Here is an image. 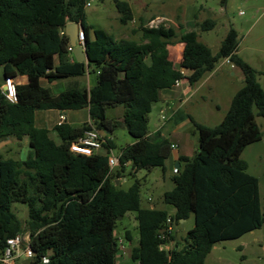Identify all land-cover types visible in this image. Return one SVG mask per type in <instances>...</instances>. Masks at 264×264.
Segmentation results:
<instances>
[{
	"label": "trees",
	"instance_id": "trees-1",
	"mask_svg": "<svg viewBox=\"0 0 264 264\" xmlns=\"http://www.w3.org/2000/svg\"><path fill=\"white\" fill-rule=\"evenodd\" d=\"M87 3L0 0V77L28 78L27 83L17 84L15 102L6 99L0 83V142L27 137L31 147L25 159L0 151V256L8 238L28 233L35 253L27 259L30 264H118L119 217L135 212L139 237L130 252L135 264H204L217 242L238 238L264 223L259 179L247 171L241 157L248 145L263 137L256 115L264 117V89L256 70L239 55L240 35L233 27L215 54L196 31L178 36L173 27L163 24L151 27L142 22L136 30L139 39H118L87 24ZM115 3L122 24L134 19L127 1ZM69 22L82 23L87 54L98 68L97 83L89 89L56 93L43 85V78L53 82L87 71L86 62H78L68 49ZM214 26L213 20H206L202 29ZM176 42L184 43L178 64L168 49ZM221 59L242 69L245 84L218 124L193 120L198 152L181 159V168L172 176L175 186L163 194V202L174 212L143 205L138 179L127 189L117 180L127 164L134 172L165 169L172 142L161 130L149 133L152 105L163 89L183 79L195 84ZM117 105L124 107L120 120L107 115L108 107ZM82 108H88L90 120L79 127L56 125L59 142L49 129L35 125L38 110ZM122 124L134 142L120 150L115 167L109 165L115 143L105 133L107 143L93 155L70 150L71 142L85 130L110 133ZM14 203L28 206L25 223L13 210ZM192 215L195 225L181 239L176 232L162 237L168 217L179 225ZM124 236L134 239L130 230ZM166 244H171L170 249L162 248ZM44 257L48 263H43Z\"/></svg>",
	"mask_w": 264,
	"mask_h": 264
},
{
	"label": "rangeland",
	"instance_id": "rangeland-1",
	"mask_svg": "<svg viewBox=\"0 0 264 264\" xmlns=\"http://www.w3.org/2000/svg\"><path fill=\"white\" fill-rule=\"evenodd\" d=\"M88 1L90 5L86 7L87 24L105 29L118 39H120V33L126 31L131 34L130 30L138 28L143 21L149 25L151 18L154 17L157 25L173 27L178 36L187 31H196L198 39L210 47L215 54L229 29L233 27L240 35L239 55L256 70L257 80L264 89V0H124L130 4L134 14V19L127 24L121 23L120 12L115 0ZM206 20H213L215 26L203 30L202 24ZM139 35L141 33L137 32L132 37L137 39ZM244 84L245 75L242 69L221 59L213 71L208 72L191 86L189 101L180 108L179 113L186 114L187 117L192 115L196 122L214 126L221 121L222 110L229 105L230 96ZM61 86H65V83ZM160 107V102H156L152 107L149 114V131L154 133L162 123H166L161 132L170 141H177L184 146L189 145L188 148L198 145V133L195 127L191 125L189 131L173 132L171 123L167 122L168 119H161ZM254 110L257 112L256 107ZM123 113V105L110 106L107 109L109 118L120 120ZM256 121L263 137L246 148L242 159L248 164L247 171L259 179L264 206V117L256 115ZM103 133L113 139L115 148L112 152L116 156L125 145L133 140L124 124L119 125L110 133L105 130ZM52 137L60 141L54 133ZM10 153L4 151L5 155ZM16 155L18 156V153ZM172 167L171 163L167 164L165 169L163 167H155L152 170L141 168L134 172L132 166L127 164L123 176L117 180V183L120 187L127 189L138 179L141 183L142 203L146 206L149 203L147 202L149 197L158 199L165 190L170 189ZM117 168H120V165ZM164 206L171 208L167 204ZM13 210L25 223L28 217V206L24 203H14ZM135 215V212H129L118 221L116 234L119 240L123 241L124 247L122 249L118 241V264H135L130 256L131 249L138 244L139 237ZM192 225L193 219L191 218L185 225L180 226L178 236H183ZM126 230L132 232L134 236L132 242L125 239ZM25 236H29L28 233H25ZM16 264L30 263L27 259H17ZM204 264H264V223L260 228L249 231L238 238L217 242Z\"/></svg>",
	"mask_w": 264,
	"mask_h": 264
},
{
	"label": "crops",
	"instance_id": "crops-1",
	"mask_svg": "<svg viewBox=\"0 0 264 264\" xmlns=\"http://www.w3.org/2000/svg\"><path fill=\"white\" fill-rule=\"evenodd\" d=\"M151 19L155 20L154 17H152ZM143 22L146 23V21H143ZM123 29H127V28H123ZM136 30H137V28H132L130 30L132 35L126 31L120 33V39H136L135 37H132V36H134V34L137 33ZM89 36H90V39L94 38V33L92 30H90ZM139 38H140V35L137 39H139ZM168 49H169V55H170L171 60H173L175 63L178 64L182 60L184 43L176 42L174 44L169 45ZM238 53H239V51H238ZM85 62L87 64V71L84 75L72 76V77H68L65 79L56 80L53 82H48L47 79L43 78L42 79L43 85L51 87L56 93L61 92V91H65L68 89H73V88H76V89H84V88L89 89V88H91L92 86H94L97 83L98 68H97L95 62L90 60L88 54H87V59ZM226 63H229L233 66V64L231 62H228L227 60H226ZM184 73L186 75H188L189 71H184ZM14 81L16 82V85L17 84H25V83H27L28 78L26 75H18L16 77H14ZM63 81H65V82H63ZM2 82H3V77L1 76L0 77V83H2ZM62 83H65V86H61ZM191 86L192 85H190L186 79H183L179 85L173 86L171 88H166V89H163L161 91V98L158 101L161 103L160 112H161V110H165V112H166L165 114L168 113V115H166V117H167L166 119H168L167 122L171 123V127H172L173 132H182L184 130L189 131L191 125L194 126L192 115L187 117L186 114H180L179 113L180 108L185 103H187L189 101V98L191 95L190 89H192ZM238 90L239 89H236L234 91V93L230 96L229 105H226L224 107V109L222 110V113H221L222 119L224 118L225 114L227 113V111L230 107L233 96L235 95V93ZM154 104L152 105V107L154 106ZM61 114L66 115L67 119H66L65 123H68L73 127H79L83 123L88 122L90 120L88 108L73 109V110L48 109V110H38L36 112V114H35V125L37 127L47 128L50 130L51 136L53 133L57 136L56 132L54 131V127L56 125H58V121H59ZM198 123H201V122H198ZM201 124L207 125L205 123H201ZM165 125H166V123L165 124L162 123L161 127L156 129V130H162V128ZM149 133L152 134L153 132L149 131ZM57 142H59V141H57ZM133 142H134V139L130 143H133ZM171 142H172V144L175 145V147H172V152H171L170 156L165 161V168H166L167 164L169 165L172 163L173 164L172 176H173L175 174L174 168L179 169L182 166L183 161L181 159H184L186 157H190V158L193 157L198 152V145L194 146L193 148H188L189 145L184 146V145H181L180 143H177V141H171ZM250 145H248V146H250ZM17 146H18V148H17ZM246 148H245V150H246ZM0 151L3 154H4V151L11 152L9 155L4 154L7 157H9V156L16 157L17 156L16 154L18 153V156H17L18 158L25 159V157L28 156L29 152L31 151V147L29 144V138L25 137L24 139H22L19 142L16 140H12V139H6L4 141H1L0 142ZM244 151H243V153H244ZM243 153H242V155H243ZM242 155H241V157H242ZM174 186H175V183L172 180V185H171L170 189H168V190H171ZM168 190H165V191H168ZM164 192L160 195V197L158 199H155L154 197H149L147 199V202H149V203L146 206H148L150 208L167 209L170 213H173L174 208L172 206H171V208H166L164 206V204H165L163 202ZM260 200H261V206L264 207L262 205L261 192H260ZM191 218L193 219L192 227H194L195 221H194L193 215L190 216L188 219H182L180 221V224L177 227V230H176L177 239H181L186 234V232L192 228V227H190L186 232H184L183 236H181V237L178 236L180 226L185 225L187 223V221L190 220ZM23 259L24 258H19V260H23Z\"/></svg>",
	"mask_w": 264,
	"mask_h": 264
},
{
	"label": "built area",
	"instance_id": "built-area-1",
	"mask_svg": "<svg viewBox=\"0 0 264 264\" xmlns=\"http://www.w3.org/2000/svg\"><path fill=\"white\" fill-rule=\"evenodd\" d=\"M90 5V2L88 1L87 6ZM149 26H157L155 20L150 21ZM77 43L84 44L85 43V35L83 29H79L77 34ZM69 51L73 52V46L69 45L68 47ZM228 62L229 59H226ZM182 80L176 81L174 86H177L180 84ZM16 82L14 81V78L8 77L3 80V83L1 84V90L3 95L6 97L7 100L10 102H15L17 99V88H16ZM166 114L164 110H161V119L166 120ZM66 115L61 114L58 124H62L66 121ZM107 143V139L105 134L95 128L85 130L83 135L79 137L77 140H74L70 144V150L74 153L84 154V155H93L96 152H99L103 145ZM172 147H175L174 144H172ZM113 150H111V153L109 154V165L111 168L115 167L118 164V156L114 155ZM178 172V168H174V173ZM178 225L174 223V221L168 217L167 218V224L164 229H162V237H165L167 234H174L177 230ZM121 248L123 247V241L119 240ZM171 244L162 245V248L168 250L170 249ZM35 255L31 245H30V237L29 236H23L21 234H18L14 237H10L7 239L6 246L2 252V255L0 256V262L2 264H16V260L19 258L24 259H30L33 258ZM43 263H48L49 260L47 257H44L42 259Z\"/></svg>",
	"mask_w": 264,
	"mask_h": 264
},
{
	"label": "water",
	"instance_id": "water-1",
	"mask_svg": "<svg viewBox=\"0 0 264 264\" xmlns=\"http://www.w3.org/2000/svg\"><path fill=\"white\" fill-rule=\"evenodd\" d=\"M82 23L69 22L66 25L65 32L69 36V43L73 46V54L78 62H85L87 59V51L84 44L77 43V34L82 29ZM122 217L120 216L119 219Z\"/></svg>",
	"mask_w": 264,
	"mask_h": 264
}]
</instances>
